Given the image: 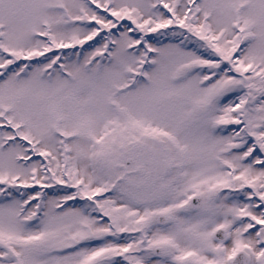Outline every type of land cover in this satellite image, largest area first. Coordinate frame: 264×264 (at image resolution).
I'll return each instance as SVG.
<instances>
[{"label": "snow or ice", "instance_id": "obj_1", "mask_svg": "<svg viewBox=\"0 0 264 264\" xmlns=\"http://www.w3.org/2000/svg\"><path fill=\"white\" fill-rule=\"evenodd\" d=\"M0 264H264V0H0Z\"/></svg>", "mask_w": 264, "mask_h": 264}]
</instances>
